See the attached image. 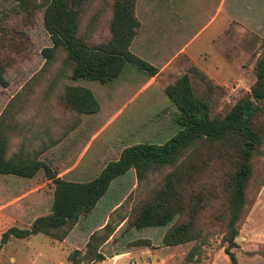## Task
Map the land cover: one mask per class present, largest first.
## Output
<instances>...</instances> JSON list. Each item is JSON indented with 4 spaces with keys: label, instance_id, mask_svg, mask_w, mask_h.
I'll use <instances>...</instances> for the list:
<instances>
[{
    "label": "rangeland",
    "instance_id": "obj_1",
    "mask_svg": "<svg viewBox=\"0 0 264 264\" xmlns=\"http://www.w3.org/2000/svg\"><path fill=\"white\" fill-rule=\"evenodd\" d=\"M112 2L88 0L84 5L80 30L92 24V43L109 38ZM43 4L44 0H0V72L7 82L0 85V118L12 129L7 149L11 154L18 144L14 134L41 131L48 114L76 121L68 107L58 105L66 85L89 89L97 110L82 114L76 134L48 160L50 170L70 181L95 178L128 146L162 144L172 137L180 129L175 122L178 111L164 88L185 72L194 94L209 104L210 116H223L249 94L254 65L264 49V0H136L138 28L130 52L156 72L169 63L148 84L152 73L134 63H126L106 82L71 80L63 51L49 62L42 54L52 45L43 25ZM169 169L151 171L140 181L132 169L117 176L63 240L42 234L11 237L0 247V264H71L69 255L75 250L82 254L90 234L101 233L106 224L112 233L99 248L104 259L89 261L76 255L79 264H229L222 242L224 207L219 218L208 213L201 218L202 243L165 246L162 237L170 224L141 229L129 224L133 209ZM52 194L53 183L42 169L31 178L0 175V235L12 226H28L30 217L48 214ZM245 196L232 250L240 264H264V145L253 158ZM191 250L194 254L188 259Z\"/></svg>",
    "mask_w": 264,
    "mask_h": 264
},
{
    "label": "trees",
    "instance_id": "obj_2",
    "mask_svg": "<svg viewBox=\"0 0 264 264\" xmlns=\"http://www.w3.org/2000/svg\"><path fill=\"white\" fill-rule=\"evenodd\" d=\"M135 1L113 0L109 38L92 43V24L80 30L88 0H44L43 25L52 44L42 50L46 62L52 61L58 50L63 51V62L71 67V80L106 82L116 77L126 63L150 70L151 76L156 74L153 66L129 50L138 28ZM254 75L249 94L223 116L215 117L210 116L207 101L194 94L188 73L180 75L164 88L177 108L175 122L180 129L162 144L138 143L124 148L95 178L84 182L56 177L44 162L36 159L34 149H25L24 145L21 148L17 144L14 152L8 154L12 129L0 118V175L31 178L42 169L53 183L50 212L35 217L28 227L7 228L0 235V247L11 237L23 239L35 234L61 241L81 216L90 213L114 178L132 169L140 181L149 172L168 166L170 169L158 186L133 209L129 224L136 229L170 224L162 237L165 246L202 243L205 235L199 225L201 218L206 213L219 218V210L224 207V253L229 264H240L232 249L236 247L238 224L244 213L253 158L264 145V49L255 62ZM6 84L0 72V85ZM58 105L68 107L76 115V123L79 115L97 110L90 90L79 85H66ZM103 228L101 233L90 234L82 254L75 250L69 255L71 264H79L76 255L89 261L104 259L99 248L112 230L107 224ZM193 254L191 250L187 258Z\"/></svg>",
    "mask_w": 264,
    "mask_h": 264
},
{
    "label": "crops",
    "instance_id": "obj_3",
    "mask_svg": "<svg viewBox=\"0 0 264 264\" xmlns=\"http://www.w3.org/2000/svg\"><path fill=\"white\" fill-rule=\"evenodd\" d=\"M169 62H166L153 76H150V79L146 84L151 82L154 78H156L157 75L160 74L161 70L164 69V67ZM83 122V115H79V120L76 123V121L72 122L70 118L68 119L66 116H63L61 114L53 113L52 115L48 114V118H46L40 126H43L44 128L41 131H36L35 133H29L24 134V131L22 133H18L17 135H14V142L17 140L19 146L22 148V145H24L25 149H34L35 156L38 161L44 162L46 165H49V158H53L52 155L56 154L57 150H59L63 143L68 141L69 137L73 136L77 128L82 124ZM39 125V123H38ZM56 177H62L57 176V172L54 170H51ZM59 175V174H58ZM48 182L50 180L47 179ZM35 217H30V219L27 221V223L34 220ZM14 222H16V219L14 218ZM30 224H27L28 226ZM26 226V227H28Z\"/></svg>",
    "mask_w": 264,
    "mask_h": 264
}]
</instances>
